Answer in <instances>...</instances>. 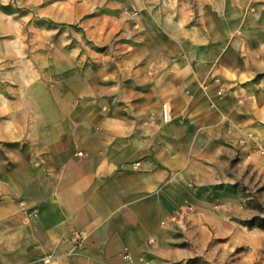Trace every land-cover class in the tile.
Segmentation results:
<instances>
[{
	"label": "crops",
	"instance_id": "1",
	"mask_svg": "<svg viewBox=\"0 0 264 264\" xmlns=\"http://www.w3.org/2000/svg\"><path fill=\"white\" fill-rule=\"evenodd\" d=\"M190 13L196 24L186 25ZM147 17L161 44L135 58L157 71L141 103L101 113L88 99L73 106L83 89L73 86L43 102L51 114L35 141L0 154V264H210L212 242L239 240L247 209L233 185L264 157L239 149L236 123L210 107L233 105L237 90L216 100L199 85L240 76L231 58L262 64L264 0H159ZM96 87L87 95L112 89ZM79 230L83 247L72 248Z\"/></svg>",
	"mask_w": 264,
	"mask_h": 264
},
{
	"label": "rangeland",
	"instance_id": "2",
	"mask_svg": "<svg viewBox=\"0 0 264 264\" xmlns=\"http://www.w3.org/2000/svg\"><path fill=\"white\" fill-rule=\"evenodd\" d=\"M158 2L0 0V154L7 156L19 143L35 141L51 114L43 102L58 94L68 99L73 86H83L72 98L73 106L88 99L106 113L110 105L133 110L135 102L141 103L137 91L147 87L157 71L135 58L150 57L152 49H159L161 40L146 19ZM196 18L190 13L186 25L196 24ZM257 60L262 64L238 65L231 58L230 67L240 76L232 71L216 75L205 84L201 81L199 88L213 90L216 100L237 90L233 105L221 111L216 101L210 107L223 122L236 123L239 149L264 157V57ZM108 83L110 92L87 95L88 88L97 92V85ZM140 114L133 111L129 118L136 120ZM142 115L146 122L154 119L151 112ZM233 189L247 209L240 221L244 228L234 244L211 243L209 247L222 250L216 249L210 264H264V228L258 226L264 222V167L244 169Z\"/></svg>",
	"mask_w": 264,
	"mask_h": 264
},
{
	"label": "built area",
	"instance_id": "3",
	"mask_svg": "<svg viewBox=\"0 0 264 264\" xmlns=\"http://www.w3.org/2000/svg\"><path fill=\"white\" fill-rule=\"evenodd\" d=\"M161 117L164 122H167L170 120V108L167 103H163L161 105ZM35 217V214L33 212L27 213L28 219H33ZM86 235L83 231H75L72 236L69 238V241L71 243L72 248L80 249L83 247L84 241H85ZM152 239H149L148 242H151ZM127 256H124L126 258ZM53 258V253H49L45 255L42 258L43 263H48Z\"/></svg>",
	"mask_w": 264,
	"mask_h": 264
},
{
	"label": "trees",
	"instance_id": "4",
	"mask_svg": "<svg viewBox=\"0 0 264 264\" xmlns=\"http://www.w3.org/2000/svg\"><path fill=\"white\" fill-rule=\"evenodd\" d=\"M71 27H75V25H69ZM256 221V220H255ZM258 223V222H257ZM248 224V223H247ZM258 226L261 227V228H264V222H260L258 223Z\"/></svg>",
	"mask_w": 264,
	"mask_h": 264
}]
</instances>
